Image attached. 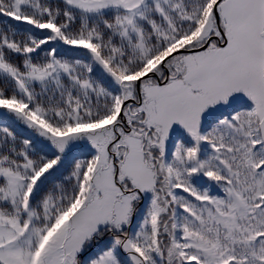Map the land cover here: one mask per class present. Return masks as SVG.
I'll list each match as a JSON object with an SVG mask.
<instances>
[{
    "label": "snow or ice",
    "instance_id": "1",
    "mask_svg": "<svg viewBox=\"0 0 264 264\" xmlns=\"http://www.w3.org/2000/svg\"><path fill=\"white\" fill-rule=\"evenodd\" d=\"M0 264H264V0H0Z\"/></svg>",
    "mask_w": 264,
    "mask_h": 264
}]
</instances>
